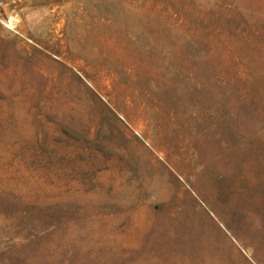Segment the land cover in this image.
Segmentation results:
<instances>
[{
	"label": "rangeland",
	"instance_id": "rangeland-1",
	"mask_svg": "<svg viewBox=\"0 0 264 264\" xmlns=\"http://www.w3.org/2000/svg\"><path fill=\"white\" fill-rule=\"evenodd\" d=\"M0 264H264V0H0Z\"/></svg>",
	"mask_w": 264,
	"mask_h": 264
},
{
	"label": "bare ground",
	"instance_id": "bare-ground-1",
	"mask_svg": "<svg viewBox=\"0 0 264 264\" xmlns=\"http://www.w3.org/2000/svg\"><path fill=\"white\" fill-rule=\"evenodd\" d=\"M14 26V25H13Z\"/></svg>",
	"mask_w": 264,
	"mask_h": 264
}]
</instances>
